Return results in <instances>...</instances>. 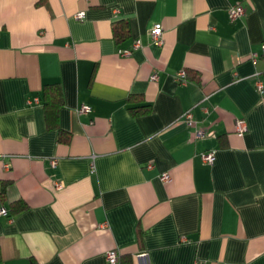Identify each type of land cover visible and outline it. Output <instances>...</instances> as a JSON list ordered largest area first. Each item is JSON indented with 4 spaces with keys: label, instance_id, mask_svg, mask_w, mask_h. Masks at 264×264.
Segmentation results:
<instances>
[{
    "label": "crops",
    "instance_id": "1",
    "mask_svg": "<svg viewBox=\"0 0 264 264\" xmlns=\"http://www.w3.org/2000/svg\"><path fill=\"white\" fill-rule=\"evenodd\" d=\"M262 42L264 0H0V207L26 203L0 214V264H120L108 250L133 264H264ZM53 82L67 140L44 117ZM130 95L149 112L131 115Z\"/></svg>",
    "mask_w": 264,
    "mask_h": 264
},
{
    "label": "built area",
    "instance_id": "2",
    "mask_svg": "<svg viewBox=\"0 0 264 264\" xmlns=\"http://www.w3.org/2000/svg\"><path fill=\"white\" fill-rule=\"evenodd\" d=\"M245 9L243 7V5L241 3H236L233 4L231 6H229L228 8V18L230 21H234L237 17L241 16L244 13ZM76 19H82L84 16V11L80 10L78 12H76L74 14ZM161 32H162V28H161V24L160 23H155L152 28L150 29V34H151V38L152 40L156 43V44H161L162 42V38H161ZM139 45V42L136 41L134 42V44H132L133 47H136ZM118 52L122 55H128L131 53V49L130 48H125V49H118ZM261 55H264V42L261 43ZM258 53L256 52H252L251 54V58L255 59L257 57ZM157 74L153 73L151 75V78H156ZM173 80L175 82H178L180 84H187L188 80H187V73L186 70L184 69H180L178 70L175 75L173 76ZM256 88L258 90L259 93L264 92V85H262V83L260 81H256ZM32 101H38V98H33ZM28 102H31V100H29ZM90 110V106L88 104H80L77 107V112L78 113H86ZM183 120L186 123L187 126H191L193 124V115L192 113L187 110L183 113ZM235 128L238 131V133H242L243 129L245 128V125L243 124V122L241 120H237L235 123ZM212 133V130H203L200 128H195L192 131V135L193 137H205V136H210ZM201 156V160L205 163L208 164H212L215 158V151L214 150H207V151H203L200 153ZM57 163V160L55 158L50 159V164L51 166H55ZM90 170L91 172L94 171V165L93 163L90 165ZM161 179L163 180H167L169 178V174L164 172L161 174L160 176ZM0 214H3L4 216H6L7 214V210L5 207H0ZM12 217H9L8 219H11ZM183 240H187L186 237L183 236L182 238ZM106 259L109 263H113L115 261L118 260V254L115 250H108L106 252Z\"/></svg>",
    "mask_w": 264,
    "mask_h": 264
},
{
    "label": "trees",
    "instance_id": "3",
    "mask_svg": "<svg viewBox=\"0 0 264 264\" xmlns=\"http://www.w3.org/2000/svg\"><path fill=\"white\" fill-rule=\"evenodd\" d=\"M128 35V24L126 20H118L113 25V36L116 41H120L126 38ZM139 95H130L128 97L132 102L128 105V109L131 115L136 116L139 114H143L149 112L151 105L148 102L141 101ZM41 101L44 108V117L46 121V125L48 128H56L59 133L60 140H67L68 133L64 132L58 126V109L63 103L62 91L57 82L46 83L43 85L41 92ZM133 98L138 99V102L133 103ZM6 182H3L0 189V195L4 193ZM4 207V206H3ZM6 208V207H5ZM26 208V203L23 200H15L10 203L9 209L6 208L7 214L6 217H12L17 212H20ZM138 237H141L142 232L137 230ZM118 259L120 264H133L131 256L129 254H121L118 255Z\"/></svg>",
    "mask_w": 264,
    "mask_h": 264
}]
</instances>
